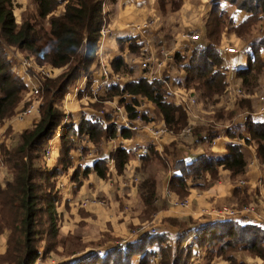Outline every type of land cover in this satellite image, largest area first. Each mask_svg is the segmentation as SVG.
Here are the masks:
<instances>
[{
    "label": "trees",
    "instance_id": "obj_1",
    "mask_svg": "<svg viewBox=\"0 0 264 264\" xmlns=\"http://www.w3.org/2000/svg\"><path fill=\"white\" fill-rule=\"evenodd\" d=\"M220 1L222 0H211L213 5L205 23L206 44L196 43L186 62V59H182L181 63L177 53L174 56L175 62L182 66L186 88L194 89L197 99L204 108L212 106L213 113L208 114L207 117L208 120L214 119V121L226 117L229 119L230 116L223 109L215 107L216 102L225 94L228 85L223 59L217 48L226 27L225 11L220 7ZM226 1L232 3L236 9L248 13L242 22L236 26L232 25L231 30L242 37L247 36L244 38L249 41L250 55L247 63L236 73L242 88L250 94L258 86V77L264 68L260 56V49L264 47V35L257 34L256 37L250 38L249 24H255L260 20L259 18H262V15L259 17L253 15L258 7L264 8V0L259 4H253L254 1L251 0ZM103 2L104 0H30L29 5L22 10L18 23L15 10L20 5L17 1L0 0V121L10 116L19 102H23V94L26 91L24 80L10 69L7 58L10 47L34 57L43 65L61 70L55 77L38 74L39 96L42 98L39 117L31 127L17 134L9 147L4 145L1 148L6 180L0 183V232L4 228L9 230L5 251L1 255H4L3 259L7 264H35L38 258L43 260L50 252H57L58 244L66 246L68 243L70 248L66 246L67 251L82 246L76 237L67 235L59 238L58 236L60 218L56 205L59 193L55 180L60 172L71 165L70 151L74 148L71 136L75 131L87 134L91 141L98 143L103 136H114L115 125L110 122L103 127L98 121L82 120L78 129H75L72 125L65 124L60 134L58 165L51 170L47 168L44 163L46 159L44 153L47 149L45 146L64 118L61 102L68 86L81 76L90 77V67L96 57L100 29L107 21ZM62 3H64L62 13H54L56 7ZM159 4L162 10L168 6L175 11L181 6V0H159ZM129 40L131 41V38ZM132 47L130 46L131 49ZM111 66L115 72L125 71L127 67L121 56L114 57ZM164 80L147 81L139 78L122 86L111 87L106 95L112 97L117 93L120 95L127 92L147 97L158 109L166 126L179 134L186 124L187 114L180 105L167 101ZM112 92L113 94H110ZM238 102L246 104L244 108L250 111L248 100L241 99ZM208 120L200 121V127L194 125L190 134L202 133L199 138L211 142L217 137L218 132L217 129L210 127L211 124L208 122L211 121ZM245 124L251 138L257 142V156L264 163V122L248 120ZM121 135L129 134L122 130ZM151 154H154L153 150ZM168 154L167 151L165 157L153 155L159 158L165 169L170 167ZM129 155L120 146L116 149L115 160L118 169L123 167ZM141 159V168L146 170L145 163L149 157L144 154ZM171 167L179 174L171 176L168 187L182 198L187 193L186 180L189 177L202 176L204 172L215 177L216 168L219 167L228 169L232 176L242 175L245 172L246 161L241 146L228 143L224 155L203 153L191 162L184 158H175ZM94 168L99 176L104 177V167L101 162L96 161ZM9 174L11 178L8 177ZM138 191L146 211H154L155 178L153 176L143 178ZM182 224L181 222L180 225ZM183 230L186 234L192 235L198 245L211 247L208 252H213L214 246H217V254L223 252L225 256L227 251L233 249H248L250 254L264 259V230L259 225L242 226L234 220L225 219L201 225L188 224ZM143 231L136 239L124 246L116 245L103 252L89 250L61 264H155L157 253L161 254L158 264L186 263L189 251L182 250L179 254L180 258L178 259L177 254L172 260L171 247L163 234H152L147 229ZM181 238L183 237L179 236L178 243L182 241ZM151 243L158 245V251L149 248ZM226 258L229 259V264H243L230 255Z\"/></svg>",
    "mask_w": 264,
    "mask_h": 264
},
{
    "label": "crops",
    "instance_id": "obj_2",
    "mask_svg": "<svg viewBox=\"0 0 264 264\" xmlns=\"http://www.w3.org/2000/svg\"><path fill=\"white\" fill-rule=\"evenodd\" d=\"M16 1L20 5L15 10L16 21L19 23L22 10L29 5L30 0ZM220 2V6L229 12L230 22L226 23V28L222 32L217 48L223 59L227 84L241 85L236 72L245 67L247 63L250 55L249 41L240 35H236L231 30V26H236L242 22L248 16V13L236 9L233 5L226 10L228 7L227 2ZM212 5L211 0H181V6L173 11L168 6H165L162 10L159 0H105V10L111 33L105 39L104 52L111 60L114 57L121 56L124 63L129 67L132 64L134 69H137L140 65L137 57L140 47L144 45L149 51H152L157 46L156 40L149 33L139 32L134 26L149 17L160 20L158 21V35L163 40L168 37L169 41L166 42L169 46L175 40H179L183 47L191 46V41L181 38V34L185 32H198L202 39L200 38L197 43L206 44L205 23ZM62 10L63 8L60 7V12ZM262 23L264 24V22ZM261 29L263 31L258 30L257 33L259 36L264 35V25ZM119 39L125 40L118 41ZM130 46H133L132 49ZM230 46L235 47L237 52L224 53L225 48ZM19 52L18 49L10 47L7 58L12 56L16 60L15 57L19 55ZM260 56L264 64V47L260 49ZM174 62V59L170 61L169 71L171 76H174L176 86L183 87L189 91V94L192 93V95L197 96L194 89L186 88L185 74L182 66H180L181 64L176 67V70H178L176 72ZM94 63L90 68L94 67ZM110 67L112 68L111 65ZM139 71L141 72L140 67H138ZM170 72L167 73L168 78L171 77ZM91 74L92 80L98 77L96 71L90 70V76ZM260 75L258 86L250 92L249 97L243 99L248 100L250 113L257 112L263 106V103L253 96L262 94L264 91V74ZM77 82L82 84L85 79L81 76L74 83ZM74 83L72 82L70 86ZM83 95L81 93L79 98L77 96L76 99L64 102L63 106L61 104L63 112H68V124L78 129V125L82 120L93 121V114L103 106L104 114L99 122L103 127L109 125L112 104L104 101L101 104H96L87 96L88 105H86L84 99L80 98ZM245 105L238 101L228 102L225 94L218 100L216 108L223 109L230 116L229 119L226 117V119L217 121L206 119L213 122L214 127L218 130L217 137L211 142L201 140L199 137L202 133L200 135L181 136L173 131L164 134L161 138L153 139L145 130L132 132L123 129L129 135L122 136V130L115 127L114 136H103L98 143H94L87 134H80L75 131L71 136L74 144V148L70 151L71 165L60 172L55 180L59 193L56 207L60 218L58 225L59 238H64L67 235L76 237L80 240L79 243L82 246L76 250L71 251L68 249L67 251L66 246L70 248L68 243H66V246L58 244L56 246L57 252H50L45 256H52V261L44 260L43 264H61L89 250L103 252L110 247L119 245L116 241L131 236L132 231L141 234L144 232L143 230L149 227H155L166 238L171 247L170 257L172 260L177 254L179 259V254L182 250H185V252L189 251L185 264H229L230 261L226 258L227 255L243 264H264V259L250 254L248 249H233L227 251L225 256L223 252L217 254V246H214L213 252H208L212 249L211 247L198 245L194 242L193 236L186 234L183 230L188 224L201 225L212 222L214 218L210 215L211 211L222 206L236 207V209L250 207L251 211L249 213L241 211L240 216L228 218L227 220H234L242 226L256 224L264 230V163L257 156V142L251 138L245 124L248 120L264 122V112L254 114L244 120L238 115L248 112L247 108H244ZM104 110H106V113ZM199 110H206L207 114L213 113L212 106L208 108L200 107ZM206 120L200 118L195 125H199L200 121L206 122ZM227 123H231V126L228 129H222L221 125ZM13 128L18 130L17 133H14L16 136L21 132L22 125L15 123ZM11 142L12 139L8 143L11 145ZM228 143H236L241 146L246 161L245 172L242 175L232 176L228 169L219 167L216 168L215 177H212L208 172H204L202 176H192V182H189V177L186 180L187 193L182 198L169 189L168 183L171 176L179 174L171 167L175 158H184L186 161L191 162L195 156L203 153L212 152L221 156L226 154ZM119 146L130 154L120 169H118L115 160L116 149ZM45 148L50 149V154L49 158L43 161L47 168L51 170L58 165L60 135H57V131ZM151 149L154 151L153 155L157 154L160 157H165L168 151L167 157L170 159L168 161L170 167L165 169L158 160L159 158L157 159L151 154ZM144 154L149 158H155L157 161L156 163L148 160L145 167L149 164H153V167H146V170L141 168V158ZM96 161L102 163L104 177L97 174L94 168ZM84 170H86L85 173ZM150 176H153L156 181V199L153 202L155 209L151 212L146 211L138 191L141 180ZM85 200H88V203L84 205L83 201ZM184 201L189 204L186 208L179 204ZM181 222L182 225H180ZM179 236L183 237L180 243H178ZM7 237V231L0 234L3 243L2 246L0 245V254L5 251ZM98 240L101 242H97ZM126 244L120 245L124 246ZM149 248L158 251L159 247L157 244H152ZM160 256L161 254L157 253L155 264H158Z\"/></svg>",
    "mask_w": 264,
    "mask_h": 264
},
{
    "label": "built area",
    "instance_id": "obj_3",
    "mask_svg": "<svg viewBox=\"0 0 264 264\" xmlns=\"http://www.w3.org/2000/svg\"><path fill=\"white\" fill-rule=\"evenodd\" d=\"M103 5L105 6V0L103 2ZM105 11L103 13H105ZM134 26L139 32L145 31L149 33L156 40L158 45L156 47L158 48V50L154 48V50H152L153 52L149 51L144 45L140 47L138 59L140 62L142 76L149 81L165 79L164 83L166 87V97L171 95L173 97L172 102L176 105H180L186 111V114L188 116L187 122L184 127L180 130L179 135H189L191 133L192 127L196 124L198 119L197 115L193 113V110L199 109L200 107H203V105L197 100L194 95H192V93L189 94L187 92V94H184L180 91H177L176 89H173L172 79L171 77L168 78L167 76V73H169L170 70V61H173L175 54L183 50L184 47L181 46V42H179V40H175L172 44V47L169 48L168 45H166L165 41H163V39L158 35V23L157 20L153 17L138 22ZM110 33L111 28L107 20L104 22L100 29V37L97 41V47L95 51L96 57L94 61V67L90 68V70L97 72L98 77L92 80V74L90 77L84 75L83 79H85V82L80 84L78 82L74 83V81L73 85H69L70 87L67 89L65 96L61 102L62 106L64 102H68L71 99H76L77 96L79 98V95L81 93L84 95L80 98L84 99V103L86 105H88L86 99L87 96H89L93 101L98 102L100 101V97L106 95V93L110 90L111 86H122L123 84H125V81L122 80V77L117 72H114L113 69L110 67L112 60L105 55V52L103 50L105 39ZM158 38L159 41H157ZM181 38L184 40H189L191 42L197 41L200 38V34L198 32H185L181 34ZM154 51H158L159 54L155 55ZM236 52V48L232 46L226 47L224 50V53ZM17 57H19V55H16L15 57L16 61H19L18 63L21 71V74L19 75L24 78L26 82V90L27 87L29 90L26 91L23 96V105L21 106V108L18 109V111H16L15 114L9 120L5 121L7 127H12V133L18 132V130H15L17 128H13V125L15 123H19L22 125V129H20V131H22L23 129L31 127L37 121V117H39L40 81L38 79V74L44 75L46 77H54L56 75L54 73L56 68L43 65L42 67H39V69H37V71H39L40 73L34 74L31 72V69L35 68L33 65H31V63L34 61L33 57L23 58L21 56L19 60ZM128 95L132 97V99L135 98L134 94L123 93L118 96H113L111 100L109 98H104L102 100V102L104 101L106 103L112 104L113 107L111 110V122L115 125L118 130L127 129L132 132L145 130L148 132L149 135H151L153 139L161 138L164 134L172 132V130L166 126L162 118H156L155 115L150 112V109L153 106L147 107L145 103L139 104V101L129 102L126 97ZM183 95H186V97H183ZM225 95L226 100L228 102H237L238 100L250 96L249 93L245 92L241 85L237 84L227 85L225 89ZM253 96L260 102H262L263 106L255 113L246 112L244 114H239L238 117L247 120L248 117H252V115L254 114H260L264 112V93ZM120 99L124 100L120 101ZM103 114L104 112L102 110L95 111V113L93 114V121L99 122ZM68 117V112H65L64 118L56 130L57 135H60L62 127L65 124H68ZM230 126L231 123L221 125L222 129H228ZM56 131H54L53 135ZM3 142H5L7 147L10 146V143H8L7 140L3 141L2 139H0V183H4V181L6 180L5 167L3 166V157L1 153V146ZM49 154L50 149L47 148L44 153L46 159L49 158ZM83 203L84 205L87 204L88 200L83 201ZM179 204L182 205L184 208L188 207L189 205L187 201L180 202ZM241 211H244V213H249L251 211V208L244 207L243 209H236V207L222 206L220 208L213 209L210 215L214 218L212 222L222 221L235 216H240V214H242ZM147 230H149L152 234L161 233L155 227H149ZM131 234V236H128L124 239H120L116 241V243L119 245L126 244L127 242L132 241L133 238L137 237L138 233L132 231ZM0 245H3L1 239ZM35 264H43L42 259L38 258L35 261Z\"/></svg>",
    "mask_w": 264,
    "mask_h": 264
},
{
    "label": "rangeland",
    "instance_id": "obj_4",
    "mask_svg": "<svg viewBox=\"0 0 264 264\" xmlns=\"http://www.w3.org/2000/svg\"><path fill=\"white\" fill-rule=\"evenodd\" d=\"M251 1H254L253 2V4H255V3H257V4H259V2L261 1V0H251ZM223 2H227V5H228V7L226 8V10L227 9H229L230 8V6L231 5H233L232 3H230L229 1H226V0H222V3ZM221 3V2H220ZM219 5H221V4H219ZM63 6H64V3H62V4H59L57 7H56V10L54 11V13H56V14H60V13H62V11L60 12V7H62L63 8ZM221 7V6H220ZM233 7H234V5H233ZM222 8V7H221ZM223 9V8H222ZM224 11H225V9H223ZM106 15H107V13H106ZM259 15H262V18H259L260 20H257V22L255 23V24H253V23H250L249 25H250V28H251V30L253 29V28H255L253 31H252V33L250 34V38L251 37H253V36H257V33H258V30H260L261 32L263 31V29H261L262 28V26L264 25L262 22H264V17H263V15H264V8H263V6H260V7H258L257 9H256V11L254 12V15H253V17H259ZM150 18V17H149ZM148 19V18H147ZM156 19V18H155ZM106 20H108V18L106 19ZM157 20V23H158V21H160L159 19H156ZM225 22L228 24L229 22H230V17H229V12H227V11H225ZM252 22H253V20H252ZM253 24V25H252ZM261 27V28H260ZM226 28V27H225ZM260 28V29H259ZM158 29H159V27H158ZM245 29H246V26H245ZM225 30V29H224ZM223 30V31H224ZM144 33H147V32H145V31H143ZM148 34V33H147ZM236 35H238V34H236ZM244 37H247V36H244ZM243 37V38H244ZM200 38L202 39V37L200 36ZM199 38V39H200ZM199 39L197 40V41H192V46H186V47H184L183 48V50H181L180 52H177V56H179L180 58H181V63H182V59L184 60V59H186L185 60V62L187 61V59L189 58L188 56H190L191 54H192V49H193V47H195L197 44V42L199 41ZM157 41H159V38L157 39ZM163 41H165V43H166V45H168V43L166 42V41H169V38L168 37H165L164 38V40ZM173 44V43H172ZM158 46V45H157ZM156 46V47H157ZM219 46V45H218ZM168 47L169 48H171L172 47V45L171 46H169L168 45ZM157 50H158V48H156ZM103 50H104V48H103ZM20 51V50H19ZM22 54H21V53ZM19 52V57H17L18 58V60L20 59V57L22 56L23 58H28V57H32V56H29V55H26L24 52H22V51H20ZM140 53V52H139ZM154 53H155V55H157V54H159V52L158 51H154ZM106 55V54H105ZM107 56V55H106ZM184 56L186 57V58H184ZM108 57V56H107ZM137 57H139V54H138V56ZM174 59V58H173ZM33 62L31 63V65H33L34 67H35V69L34 68H32L31 69V67H30V69L32 70L31 72L32 73H34V74H36V73H40L39 71H37V69H39V67H42V65L43 64H41L38 60H36V59H34L33 58ZM8 61H9V65H10V69L12 70V72L15 74V75H17V76H19L20 78H22L23 80H24V78L23 77H21L19 74H21V71H20V67H19V61H16V60H14L13 59V57L11 56V57H9L8 58ZM38 63H40V64H38ZM126 64V63H125ZM178 64H180V63H178V62H174V67H175V69L174 70H176L177 68V66H178ZM43 66H47V65H43ZM126 69H125V71H119V72H117L121 77H122V80H124L125 81V83H128V82H131V81H137L139 78H144L143 76H142V73L139 71L138 72V67H140V65L137 67V69H134V66H132V64H131V67H129L127 64H126ZM37 67V68H36ZM136 67V66H135ZM54 68H56V67H54ZM114 71V70H113ZM178 70H176V72H177ZM262 71V73H261V75L260 76H262L263 74H264V68L261 70ZM61 72V70L59 69V68H56V70L54 71V73L56 74V75H58L59 73ZM115 72V71H114ZM170 72V71H169ZM136 73H137V75H136ZM55 75V76H56ZM54 76V77H55ZM170 76H171V72H170ZM173 75L171 76V79H172V85H173V89H176L177 91H180V92H182V93H184V94H187V92H189L188 90H186L185 88H183V87H177L176 86V82L174 81V79H173ZM79 79V78H78ZM78 79H76V80H78ZM145 79V78H144ZM147 81H149V80H147ZM24 82H25V80H24ZM25 84H26V82H25ZM165 84V83H164ZM113 86H118V85H113ZM29 89H28V87H27V90L26 91H28ZM25 91V92H26ZM125 94H129V93H127V92H124ZM262 93H264V91L262 92ZM25 94V93H24ZM23 94V95H24ZM110 94H113V92L112 93H110ZM117 96L119 95V93H117L116 94ZM115 96V95H114ZM195 96V95H194ZM108 97V95H106L105 97H100V101H98V102H96V104H101L102 103V100L105 98H107ZM113 97V96H112ZM112 97H108L110 100L112 99ZM127 97V99H128V101L129 102H138L139 101V104H142V103H145L146 104V106L147 107H152L153 108V110H152V108L150 109V112L153 114V115H155V117L156 118H162L161 116H160V114H159V111H158V109L155 107V105H154V103H152L151 101H150V99H148L147 97H145V96H143V95H141V94H136L135 95V98H133L132 99V97H130L129 95L128 96H126ZM172 96L170 95V96H167V101H172V99H173V97L171 98ZM183 97H186V95H183ZM196 98H198L197 96H195ZM41 100H42V98H41V96H40V103H41ZM124 99H120V101H123ZM198 100V99H197ZM199 101V100H198ZM200 102V101H199ZM201 103V102H200ZM217 103V102H216ZM202 104V103H201ZM23 105V102H19V104L15 107V109H14V112L13 113H11L10 114V116H6V117H4L1 121H0V139H2L3 141H5V140H7L8 142H9V140L10 139H12V140H14V138H15V135H14V132L12 133V127L11 126H8L7 127V125H6V123H5V121L6 120H9L14 114H15V112L16 111H18V109H20L21 108V106ZM203 105V104H202ZM98 107H100V106H98ZM215 107H216V104H215ZM103 106L99 109V110H102L103 111ZM204 108V107H203ZM105 111V113H106V110H104ZM39 112H40V109H39ZM193 113L194 114H196L197 115V117H198V119H197V121L201 118L202 120H203V118H205V120L206 119H208V117H206V116H208V112L206 111V110H204V111H201V110H199V109H194L193 110ZM244 114V113H243ZM188 117V116H187ZM190 117V116H189ZM200 117V118H199ZM38 118V117H37ZM36 118V119H37ZM112 118V115L110 114V118H109V121L111 122V119ZM163 119V118H162ZM108 120V119H107ZM164 120V119H163ZM89 121H91V120H89ZM165 122V121H164ZM186 122H187V119H186ZM208 123H210L211 124V128L212 129H214V130H216V127H214V124L212 123V122H208ZM58 128V127H57ZM57 128L55 129V131L57 130ZM222 128V127H221ZM15 131V130H14ZM217 132H218V130H216ZM12 143V142H11ZM3 144H5V142H3ZM2 144V146H1V148H3L4 147V145ZM6 145V144H5ZM167 147H171V146H167ZM2 153V152H1ZM197 156H195L194 157V159L196 158ZM148 160H152V161H155L156 163H157V161H156V159L155 158H149ZM146 167H153V164H149V165H147ZM5 174H6V169H5ZM8 177L9 178H11V176H10V174L8 175ZM189 182H192V179L190 178L189 179ZM5 231H7L8 232V235H9V230L8 229H6V228H4L3 229V231L2 232H0V234H2L3 232H5ZM7 239H8V237H7ZM97 242H99V240L97 241ZM6 246V245H5ZM99 250V249H98ZM100 251V250H99ZM3 256L4 255H1L0 254V264H7V263H5L4 262V259H3ZM52 259H53V257L52 256H48V257H45L43 260H42V262L45 260V261H48V260H50V261H52ZM54 260H55V258H54ZM49 262V261H48ZM179 262H182V261H179ZM54 263V262H53ZM46 264V263H45Z\"/></svg>",
    "mask_w": 264,
    "mask_h": 264
}]
</instances>
